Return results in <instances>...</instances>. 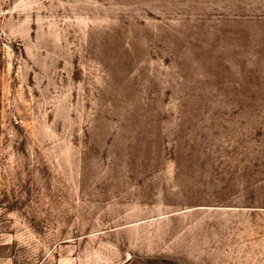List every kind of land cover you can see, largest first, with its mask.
Returning <instances> with one entry per match:
<instances>
[{
    "label": "rangeland",
    "instance_id": "rangeland-1",
    "mask_svg": "<svg viewBox=\"0 0 264 264\" xmlns=\"http://www.w3.org/2000/svg\"><path fill=\"white\" fill-rule=\"evenodd\" d=\"M0 264H264V0H0Z\"/></svg>",
    "mask_w": 264,
    "mask_h": 264
}]
</instances>
